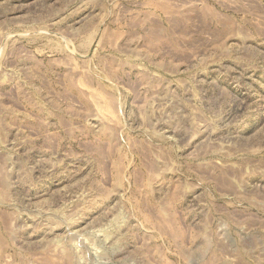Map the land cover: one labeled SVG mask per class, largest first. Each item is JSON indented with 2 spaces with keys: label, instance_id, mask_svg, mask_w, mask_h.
Listing matches in <instances>:
<instances>
[{
  "label": "rangeland",
  "instance_id": "1",
  "mask_svg": "<svg viewBox=\"0 0 264 264\" xmlns=\"http://www.w3.org/2000/svg\"><path fill=\"white\" fill-rule=\"evenodd\" d=\"M0 264H264V0H0Z\"/></svg>",
  "mask_w": 264,
  "mask_h": 264
}]
</instances>
